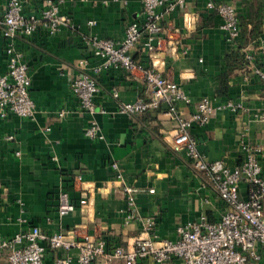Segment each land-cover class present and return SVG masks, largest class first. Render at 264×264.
Instances as JSON below:
<instances>
[{
    "label": "crops",
    "instance_id": "obj_1",
    "mask_svg": "<svg viewBox=\"0 0 264 264\" xmlns=\"http://www.w3.org/2000/svg\"><path fill=\"white\" fill-rule=\"evenodd\" d=\"M7 1L0 0V18ZM225 1L231 2L239 15H248L244 0ZM39 7L40 0H25L23 12L36 13ZM260 8V35L245 47L254 61L264 57L260 52L264 0ZM61 10L77 22V32L65 27L52 34L38 29L15 39L28 65L35 111L31 117L0 116V237L37 224L46 233L75 228L79 234L101 236L109 250L116 245L131 246L142 235L143 224L140 219L125 221L128 205L120 180L114 178V161L123 180L136 188L134 210L141 217H153L161 236L175 238L176 227L189 220L218 219L226 203L205 183L185 151L172 146L170 134L177 121L166 112V104L133 115L119 111L120 101L149 95L139 70L127 72L121 66H109L94 72L99 89L93 113L80 110L72 92L71 80L78 72L75 62L86 57L91 69L103 61L83 36L121 39L127 24L140 14V0H64ZM220 23L219 15L205 9L203 1H187L163 20L156 49L149 50L140 42L132 55L183 87L190 97L189 102H176L183 115L193 111L202 96L214 104L228 99L242 103L243 109L217 110L207 124L193 122L189 129L206 159H220L233 166L243 158L242 142L264 146V120L257 116L264 109V81L252 71L249 60L246 65L227 66L226 53L236 44L226 41ZM4 46L0 31V74L7 69ZM222 73H226L225 92H221ZM113 89L118 91L117 97L112 95ZM91 122L98 124L103 138L85 134ZM257 156L264 173L262 152L258 150ZM77 174L82 175L79 181L75 180ZM246 187L241 183V197H246ZM62 189L68 191L75 208L60 216L57 203ZM258 250L259 264H264V243ZM7 254L6 248L0 254V264H11ZM57 254L76 262V249L48 248L43 264H52ZM108 264L122 262L116 259ZM137 264L183 261L174 256L157 262L146 256L138 258Z\"/></svg>",
    "mask_w": 264,
    "mask_h": 264
},
{
    "label": "built area",
    "instance_id": "obj_2",
    "mask_svg": "<svg viewBox=\"0 0 264 264\" xmlns=\"http://www.w3.org/2000/svg\"><path fill=\"white\" fill-rule=\"evenodd\" d=\"M25 0H8L6 9L0 18V31L5 37L4 54L7 69L0 74V116L14 113L22 117H31L35 111V102L30 95L31 83L28 65L23 53L15 46V39L27 37L38 29L52 34L61 27L77 32L78 24L62 12L64 0H40L36 13H24ZM190 0H140L141 11L137 18L130 21L121 39L84 35L83 40L90 45L92 52L100 56L101 64L88 67L86 57L79 58L75 64L78 72L71 80L72 92L78 99L79 109L93 113L96 111L94 95L99 87L94 72L109 66H121L127 72L139 70L149 91L133 101H120L119 111L133 115L166 104V112L176 121L177 126L170 134L171 144L183 149L190 158L193 167L201 173L205 183L226 203V208L216 220L206 217L180 223L175 238L163 237L155 229V219L151 216H139L134 210L136 188L123 180V174L117 162H112L114 178L120 180L125 193L128 211L125 221L140 219L143 233L129 247L116 245L106 248L101 236L89 233L79 234L75 228L44 232L37 224L18 231L10 237H0V254L8 249L7 258L11 264H43L46 250L71 249L77 251L76 262L69 256L56 255L52 264H108L120 260L122 264H137L140 257H151L164 262L171 257H180L183 264H259L261 254L258 245L264 243V173L263 164L257 156L261 151L264 159V146L254 147L242 142V160L233 166L223 160H208L200 151L195 137L190 134L193 122L207 124L215 111L228 108L232 111L243 109L240 101L226 100L214 104L208 96L197 100L195 108L183 115L176 102L190 101L183 87L175 80L164 76L155 67L136 61L132 49L140 42L149 50L158 47V38L163 29L162 22L174 9ZM207 10L215 11L220 19L227 42L234 44L240 34L239 17L235 6L225 0H201ZM107 3V1H105ZM90 24L93 20L88 21ZM264 54V45H260ZM252 71L264 81V57L254 61L252 53L246 54ZM112 95L118 96L113 89ZM64 111H60L63 114ZM264 120V109L257 113ZM88 137L103 138L98 124L89 123L85 127ZM77 174L75 180H81ZM246 183V197L240 196V185ZM149 191H153L150 188ZM75 208L67 190L58 193L57 212L60 216ZM45 242V243H44Z\"/></svg>",
    "mask_w": 264,
    "mask_h": 264
},
{
    "label": "trees",
    "instance_id": "obj_3",
    "mask_svg": "<svg viewBox=\"0 0 264 264\" xmlns=\"http://www.w3.org/2000/svg\"><path fill=\"white\" fill-rule=\"evenodd\" d=\"M243 2L248 6L249 12L247 16L238 14L240 34L234 43L236 47L226 53L227 66L229 68L248 63L245 47L250 43H255L261 32L263 12L260 6L262 0H244ZM225 81L226 73H222L221 92L226 91Z\"/></svg>",
    "mask_w": 264,
    "mask_h": 264
}]
</instances>
